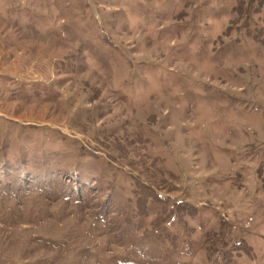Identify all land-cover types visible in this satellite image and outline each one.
<instances>
[{"label": "rangeland", "instance_id": "374dc122", "mask_svg": "<svg viewBox=\"0 0 264 264\" xmlns=\"http://www.w3.org/2000/svg\"><path fill=\"white\" fill-rule=\"evenodd\" d=\"M0 264H264V0H0Z\"/></svg>", "mask_w": 264, "mask_h": 264}]
</instances>
